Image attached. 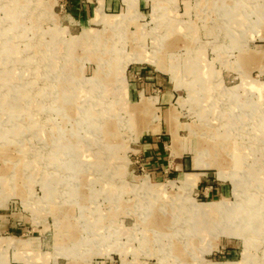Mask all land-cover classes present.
I'll return each instance as SVG.
<instances>
[{"label": "rangeland", "instance_id": "obj_1", "mask_svg": "<svg viewBox=\"0 0 264 264\" xmlns=\"http://www.w3.org/2000/svg\"><path fill=\"white\" fill-rule=\"evenodd\" d=\"M12 64L0 264H264L263 1L0 0Z\"/></svg>", "mask_w": 264, "mask_h": 264}, {"label": "bare ground", "instance_id": "obj_2", "mask_svg": "<svg viewBox=\"0 0 264 264\" xmlns=\"http://www.w3.org/2000/svg\"><path fill=\"white\" fill-rule=\"evenodd\" d=\"M27 1V0H26ZM238 2H240L241 0H237ZM257 1H263L264 2V0H257ZM220 6V5H219ZM222 6H224V4L222 5ZM230 7V6H229ZM227 10V9H226ZM234 13V12H233ZM235 14V13H234ZM106 19V18H105ZM245 19V18H244ZM233 21V20H232ZM15 28V27H14ZM173 28V27H172ZM12 30V29H11ZM174 30V29H173ZM172 30V31H173ZM170 32H171V30H170ZM171 34V33H170ZM10 38H11V36H7V37H5L3 40L4 41H6V42H4L5 44H3V46H5V48H6V46H8V44H9V42H10ZM136 40H138L139 41V39H137L136 38ZM118 51H119V49H117ZM91 52V51H90ZM91 54V53H90ZM102 55V54H101ZM74 56V55H73ZM250 56V55H249ZM114 57V56H113ZM184 59H186V58H184ZM112 59H109L108 61L110 62ZM181 60V59H180ZM14 61H15V59H13V61H12V63H14ZM100 61V60H99ZM103 61V60H102ZM188 61V60H187ZM252 61V60H251ZM19 62V61H18ZM113 64V63H112ZM111 64V65H112ZM184 65V64H183ZM14 66H13V64H12V66L10 65V67H8V68H6V70L5 71H8V73H6V75H4V76H0V79L3 81V86H5V87H7L10 91H12V90H14V89H16L17 87H20L19 85L20 84H17V79L19 78V77H21V76H19V75H17V73H15L14 72V68H13ZM114 67V66H113ZM186 67H187V65H186ZM186 67H185V69H186ZM110 68V70L112 69V66H110L109 67ZM181 68V67H180ZM122 69V68H121ZM113 70V69H112ZM180 70V69H179ZM210 71V70H209ZM208 72V71H207ZM114 73V72H113ZM206 75V74H205ZM194 76H196V74H194ZM203 78V77H202ZM107 79V78H106ZM203 79H205V78H203ZM100 83H102V82H100ZM100 83H99V85H100ZM74 85V84H73ZM96 85V84H95ZM94 85V86H95ZM63 86V85H62ZM44 87V86H43ZM48 87V86H47ZM99 87V86H98ZM97 87V88H98ZM221 87V86H220ZM14 88V89H13ZM46 88V87H45ZM79 88V87H78ZM97 90V89H96ZM212 90H214V89H212ZM17 92V93H19L20 91L19 90H14V92ZM203 91H205V90H203ZM15 92V93H16ZM45 92V91H44ZM65 92L66 93H68V91H67V89H65ZM71 92V91H70ZM69 92V93H70ZM77 92V91H76ZM75 92V96L77 95V93ZM236 88H233V89H230V94L232 95V96H234L235 94H236ZM194 93H196L195 92V90H192L191 91V99H192V101L193 100H195V96H194ZM1 94V93H0ZM73 94V93H72ZM114 94V93H113ZM217 96V95H216ZM64 97V96H63ZM114 97V96H113ZM237 97V96H236ZM60 98V97H59ZM233 98V97H232ZM239 98H240V96H239ZM93 99H94V97H93ZM96 99V98H95ZM94 99V100H95ZM68 100V99H67ZM70 100V99H69ZM61 101H63V98H62V100ZM66 100H64V102H65ZM76 101V100H75ZM114 101V100H113ZM243 101V100H242ZM20 102V101H19ZM68 102V101H67ZM244 102V101H243ZM63 103V102H62ZM70 103H71V100H70ZM245 103V102H244ZM13 104H14V102H13ZM64 104V103H63ZM198 104H200V103H198ZM16 105V104H15ZM61 105V104H60ZM65 105V104H64ZM74 105V104H73ZM112 105V104H111ZM244 105H246V104H244ZM71 107H73V106H71ZM65 108H66V106H65ZM69 108V107H68ZM67 108V109H68ZM94 108H96V106L95 107H93V109ZM73 109H74V107H73ZM92 109V110H93ZM197 109H198V107H197ZM248 109V108H247ZM64 110V109H63ZM5 111V110H4ZM73 111V110H72ZM197 111V110H196ZM69 112V111H68ZM11 113V112H10ZM91 114H92V112H91ZM16 115V114H15ZM14 114H9V116L12 118L13 116H15ZM77 116V115H76ZM91 116V115H90ZM246 116V115H245ZM30 117H32V116H30ZM36 117V116H35ZM231 118V117H230ZM229 118V119H230ZM248 118V117H247ZM71 119V118H70ZM245 119V118H244ZM224 122H226V121H224ZM218 126V125H217ZM105 127H107V126H105ZM219 127V126H218ZM77 128V127H76ZM97 128V127H96ZM230 128V127H229ZM63 129V128H62ZM62 129H61V131H62ZM219 129V128H218ZM34 130V129H33ZM79 130V129H78ZM105 130V129H104ZM45 131V130H44ZM67 131V130H66ZM19 132L18 131H13V133H11V136L12 137H15V134H18ZM47 133V132H46ZM67 133V132H66ZM79 134V133H78ZM202 134H204V135H206L208 138L206 139L208 142L210 141V142H213V145L211 146V144H209V146L208 147H206V148H204L205 150H206V154H208V156H210V157H212V158H215L216 157V155H218L217 153L220 151L219 149V147H217V145H216V140H215V137H216V133L211 129V130H209L208 132H203ZM219 134V133H218ZM76 136H78L77 134H76ZM61 138V137H60ZM70 138V137H69ZM175 138H176V135H175ZM224 138H225V136H224ZM198 139V138H197ZM6 140V139H5ZM79 140V139H78ZM199 140V139H198ZM63 141V140H62ZM233 139H231V138H228L227 137V139H225V140H223L222 141V147L225 149V148H228V152H233V153H235V149L234 148H232L234 145H233ZM58 142V141H57ZM60 142V141H59ZM207 143V142H206ZM64 144V143H63ZM74 144V143H73ZM200 144V143H199ZM208 144V143H207ZM203 146H205V143H204V145ZM64 147V146H63ZM70 147V146H69ZM73 148V147H72ZM71 148V149H72ZM36 149V148H35ZM64 149H67V148H64ZM74 149V148H73ZM239 149V148H238ZM242 149V148H241ZM114 150V149H113ZM47 152V151H46ZM76 152V151H75ZM114 152V151H113ZM74 153V152H73ZM202 153V152H201ZM30 154V153H29ZM77 154V153H76ZM57 155V154H56ZM93 156V155H92ZM96 157V156H95ZM92 158V157H91ZM97 158V157H96ZM125 158V157H124ZM116 159V158H115ZM202 160H201V158L197 155L196 156V163L197 164H199L200 162H201ZM68 162H70V161H68ZM70 164V163H69ZM70 166H71V164H70ZM74 166V165H73ZM72 167V166H71ZM76 167H78V166H76ZM90 175V174H89ZM13 176V175H12ZM59 177V176H58ZM89 179V178H88ZM55 181H57V179H55ZM63 181V180H62ZM55 183V182H54ZM55 186V185H54ZM68 186V185H67ZM70 186V185H69ZM54 189L56 190V188L54 187ZM67 205V204H66ZM211 206H214L213 204H211ZM206 208L208 207V208H210L208 205L207 206H205ZM252 211H253V209H251ZM66 213V212H65ZM253 214H254V211L252 212ZM246 215V213L244 212L243 214H242V219H249V218H247V217H250V216H245ZM251 218V217H250ZM257 218V217H256ZM208 219V218H207ZM249 220H252V219H249ZM253 226H254V223H253ZM254 228H255V226H254ZM27 260V259H26Z\"/></svg>", "mask_w": 264, "mask_h": 264}]
</instances>
